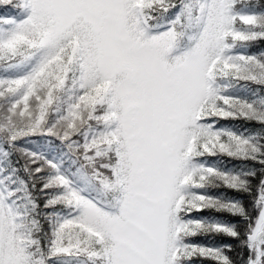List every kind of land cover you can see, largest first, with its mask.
I'll use <instances>...</instances> for the list:
<instances>
[{
    "label": "trees",
    "instance_id": "obj_1",
    "mask_svg": "<svg viewBox=\"0 0 264 264\" xmlns=\"http://www.w3.org/2000/svg\"><path fill=\"white\" fill-rule=\"evenodd\" d=\"M199 2L135 0V6L146 31L169 29L184 50L182 28L197 32ZM24 8L23 0H0V37ZM214 11L220 59L194 119L203 130L187 138L192 175L169 211L172 248L165 264H264V221L249 239L264 172V0H224ZM87 30L65 28L59 55L45 53L33 32L15 48L0 46V80L33 78L23 108L12 105L19 90L0 88V194L8 206L3 215L12 214L0 227L3 242L10 232L16 245L15 264L112 263L106 235L82 221L60 224L79 206L72 189L102 211L115 212L122 196L119 141L106 136L91 142L115 118L102 97L103 81L78 68L88 48ZM88 86L100 88L97 100L70 115L67 95L74 99Z\"/></svg>",
    "mask_w": 264,
    "mask_h": 264
},
{
    "label": "rangeland",
    "instance_id": "obj_2",
    "mask_svg": "<svg viewBox=\"0 0 264 264\" xmlns=\"http://www.w3.org/2000/svg\"><path fill=\"white\" fill-rule=\"evenodd\" d=\"M23 1L25 8L9 19V30L7 36L1 35L0 46L15 48L33 32L45 44V53L59 55L62 51L58 38L66 36L65 28L72 26L78 32L87 27L88 48L84 58L80 51L78 68H82V74L103 81L102 97L115 118L114 124L106 122L104 130L94 132L91 142L106 141V136L111 140L116 136L119 141L122 196L115 212L102 211L72 189L79 206L73 217L64 218L60 224L74 226L82 221L98 236L106 235L112 241L111 264L167 263L172 248L167 243L173 215L169 211L191 179L187 138L194 130H203L194 118L199 117V105L210 93V79L220 59L213 23L219 20L214 10L224 0L208 4V0H200L197 32L194 28L188 34L182 28V41L187 45L184 50L174 44L169 29L152 33L145 30L135 0ZM52 41L54 44L49 45ZM26 78L20 75L0 80V88L20 91L13 106L25 105L33 84V78ZM99 89L88 86L74 99L68 94L66 111L74 115L79 106L89 108L97 100ZM1 179L0 175V183ZM7 211L0 194L1 223L11 219L12 214L3 215ZM263 221L261 204L260 217H256L249 239L259 232ZM3 237L0 227V264H15L11 250L16 245L11 233L7 232L4 242ZM254 249L257 251L256 245Z\"/></svg>",
    "mask_w": 264,
    "mask_h": 264
},
{
    "label": "built area",
    "instance_id": "obj_3",
    "mask_svg": "<svg viewBox=\"0 0 264 264\" xmlns=\"http://www.w3.org/2000/svg\"><path fill=\"white\" fill-rule=\"evenodd\" d=\"M260 189L261 192H263V195L259 196L262 199L263 205H264V172L260 177Z\"/></svg>",
    "mask_w": 264,
    "mask_h": 264
},
{
    "label": "water",
    "instance_id": "obj_4",
    "mask_svg": "<svg viewBox=\"0 0 264 264\" xmlns=\"http://www.w3.org/2000/svg\"><path fill=\"white\" fill-rule=\"evenodd\" d=\"M166 120H168V118Z\"/></svg>",
    "mask_w": 264,
    "mask_h": 264
}]
</instances>
